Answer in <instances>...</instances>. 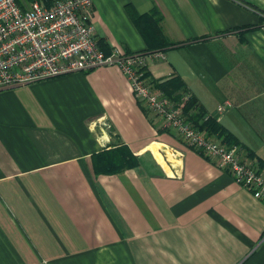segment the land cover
Masks as SVG:
<instances>
[{
    "label": "crops",
    "instance_id": "0c3cea01",
    "mask_svg": "<svg viewBox=\"0 0 264 264\" xmlns=\"http://www.w3.org/2000/svg\"><path fill=\"white\" fill-rule=\"evenodd\" d=\"M90 21L264 172V0H93ZM0 264H264V202L117 66L69 72L0 90Z\"/></svg>",
    "mask_w": 264,
    "mask_h": 264
},
{
    "label": "built area",
    "instance_id": "2783aa9c",
    "mask_svg": "<svg viewBox=\"0 0 264 264\" xmlns=\"http://www.w3.org/2000/svg\"><path fill=\"white\" fill-rule=\"evenodd\" d=\"M93 0H0V90L74 71L115 65L139 100L187 147L227 169L235 183L264 202V172L236 149L193 125L191 96L172 99L144 77V53L112 47L104 54L91 24ZM162 56V53H156ZM226 108L221 104L215 114ZM216 115H205V119Z\"/></svg>",
    "mask_w": 264,
    "mask_h": 264
},
{
    "label": "trees",
    "instance_id": "16d2710c",
    "mask_svg": "<svg viewBox=\"0 0 264 264\" xmlns=\"http://www.w3.org/2000/svg\"><path fill=\"white\" fill-rule=\"evenodd\" d=\"M16 1L20 2V0H16ZM97 43L101 49H103V50L105 49L104 44L101 40H97ZM142 71H143L144 77H147V74L145 72V68H143ZM151 83L156 88L161 90L164 95H166L172 99H179L182 95V94H177V91L181 87V82L178 78L165 80V81L160 82V83H156L154 81H151ZM191 106H194V107L197 106V102L193 98H191V100L189 101V103L187 105V110ZM190 118L194 122L193 125H195L200 130H207L208 133L215 134L216 137L220 138V140L222 142H226V143H230V144L235 143L233 136L230 133H228L226 130L222 129L216 123L215 119H213V118L205 119V115L202 116V113H200V111L193 114V117L190 116ZM260 165H261V162L259 161V167H260Z\"/></svg>",
    "mask_w": 264,
    "mask_h": 264
},
{
    "label": "rangeland",
    "instance_id": "374dc122",
    "mask_svg": "<svg viewBox=\"0 0 264 264\" xmlns=\"http://www.w3.org/2000/svg\"><path fill=\"white\" fill-rule=\"evenodd\" d=\"M167 163H168V161H167Z\"/></svg>",
    "mask_w": 264,
    "mask_h": 264
}]
</instances>
